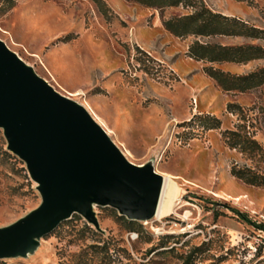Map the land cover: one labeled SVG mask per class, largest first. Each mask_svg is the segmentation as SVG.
I'll return each instance as SVG.
<instances>
[{
	"label": "rangeland",
	"instance_id": "1",
	"mask_svg": "<svg viewBox=\"0 0 264 264\" xmlns=\"http://www.w3.org/2000/svg\"><path fill=\"white\" fill-rule=\"evenodd\" d=\"M0 0V41L56 92L81 105L133 165L179 189L171 215L129 224L93 207L96 231L72 215L25 258L0 264H264V186L232 169L264 177V84L225 91L208 69L248 75L246 63L196 61L194 42L257 45L240 36L175 37L162 22L183 7H145L126 0ZM213 13L264 31V0H195ZM236 132L256 146L232 148ZM40 204L24 164L0 131V228ZM135 237V238H134Z\"/></svg>",
	"mask_w": 264,
	"mask_h": 264
},
{
	"label": "water",
	"instance_id": "2",
	"mask_svg": "<svg viewBox=\"0 0 264 264\" xmlns=\"http://www.w3.org/2000/svg\"><path fill=\"white\" fill-rule=\"evenodd\" d=\"M0 131L40 204L0 228V260L25 258L57 226L80 216L100 231L93 207L128 221L154 217L163 178L128 162L76 102L56 92L0 41Z\"/></svg>",
	"mask_w": 264,
	"mask_h": 264
},
{
	"label": "trees",
	"instance_id": "3",
	"mask_svg": "<svg viewBox=\"0 0 264 264\" xmlns=\"http://www.w3.org/2000/svg\"><path fill=\"white\" fill-rule=\"evenodd\" d=\"M98 10L105 14V6L100 0H92ZM135 2L145 7H176L183 6L193 9L189 15L172 18L162 22L164 30L175 37L184 36H240L251 40L264 41V31L247 26L233 18L216 14L203 5H198L195 0H126ZM187 54L190 58L199 61L246 63L251 60L264 59V48L257 45L242 46H218L199 44L194 42L189 46ZM208 76L225 91L246 92L264 84V68L248 75H231L221 71L208 69ZM228 141L232 148L245 150L256 146L253 140L242 137L239 133L229 132ZM232 175L245 183L256 186H264V177H259L249 171L232 169ZM134 221L128 222L132 224Z\"/></svg>",
	"mask_w": 264,
	"mask_h": 264
},
{
	"label": "bare ground",
	"instance_id": "4",
	"mask_svg": "<svg viewBox=\"0 0 264 264\" xmlns=\"http://www.w3.org/2000/svg\"><path fill=\"white\" fill-rule=\"evenodd\" d=\"M178 195V187L171 180L166 182L163 178L154 217L157 219H163L171 215L174 206L177 205H175V203L178 199Z\"/></svg>",
	"mask_w": 264,
	"mask_h": 264
},
{
	"label": "built area",
	"instance_id": "5",
	"mask_svg": "<svg viewBox=\"0 0 264 264\" xmlns=\"http://www.w3.org/2000/svg\"><path fill=\"white\" fill-rule=\"evenodd\" d=\"M135 238V237H134Z\"/></svg>",
	"mask_w": 264,
	"mask_h": 264
}]
</instances>
